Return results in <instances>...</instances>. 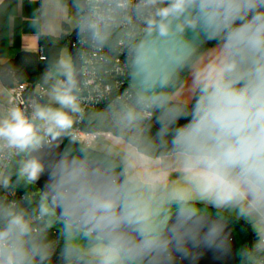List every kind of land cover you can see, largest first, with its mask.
Listing matches in <instances>:
<instances>
[{
  "label": "clouds",
  "instance_id": "obj_1",
  "mask_svg": "<svg viewBox=\"0 0 264 264\" xmlns=\"http://www.w3.org/2000/svg\"><path fill=\"white\" fill-rule=\"evenodd\" d=\"M81 26L98 41L109 28L128 29L141 87L136 105L119 120L134 127L159 111V135L170 137V148L164 168L125 174L120 183H92L79 165L54 180L40 212L60 208L91 237L87 247L64 250L68 264H127L132 256L121 227L134 225L147 250L168 219H157L161 205L176 206L179 225L191 221L200 203L264 216V0H115ZM190 34L215 41L209 45L215 50L200 52ZM59 65L64 79L51 88L49 103L36 104L30 115L19 107L0 115V152L20 157L17 176L32 183L46 170L34 153L70 136L82 111L73 65L67 58ZM185 69L189 95L156 93ZM0 178L7 187L8 179ZM255 248L264 250V232ZM176 250H182L179 240ZM50 255L31 219L12 205L0 206V264H45Z\"/></svg>",
  "mask_w": 264,
  "mask_h": 264
},
{
  "label": "trees",
  "instance_id": "obj_2",
  "mask_svg": "<svg viewBox=\"0 0 264 264\" xmlns=\"http://www.w3.org/2000/svg\"><path fill=\"white\" fill-rule=\"evenodd\" d=\"M61 2L67 6L73 5L80 11V0H61ZM81 23L82 17L77 27ZM107 31V37L98 41L104 48L105 61L102 64H98L96 70L103 84L109 85V89L103 91L96 103L85 109L79 127L81 130L88 132H108L112 136L124 140L133 146L138 153L148 158L164 157L170 148V143L168 142L170 137L159 135L161 129V124L157 119L159 111L153 112L150 117L145 118L134 127H126L119 120V113L126 108L134 107L137 97L128 86V74L115 77L106 72L111 65V60L115 56L127 58L128 65H130V50L125 53L121 52L117 42L118 40L125 39L132 43L133 38L129 39L126 32L119 27H112L107 29ZM71 32L69 34H62L57 39L40 36L37 51H19L12 58L1 63L0 83L2 86L10 90L16 84L24 83L29 87L28 92H32L35 85L51 90L58 81L51 76V70L54 67H60L61 50L68 47ZM215 43V41L208 42L198 50L203 52L209 45H214ZM39 51L42 53L43 59H40ZM187 73L188 69L179 72L176 78L164 88L163 93H173L184 81ZM172 102L177 103L175 101ZM42 103H48V98L43 100ZM64 152L84 159H96L103 163L106 168L123 173V166L119 159L93 148L79 145L71 141L69 136H66L64 142ZM19 159L20 157L2 172L3 177L8 179V186L4 187L0 183V206L7 207L12 205L16 211L23 212L26 217L31 219L33 225L42 232L51 253L45 264H68V261L63 256V252L66 248L73 246L64 243L63 234L72 230L57 223L48 214L40 212V205L42 203L38 199L35 189L17 176ZM196 207L199 209V213L212 214L220 219H224L231 225L236 241V264H251L250 257L253 255L251 239L254 234L250 231V223L204 205L198 204ZM174 208H176L174 204L170 207L166 206L161 218ZM81 235L91 242L89 235ZM259 254L262 255V252ZM127 264L142 263L130 259L127 261Z\"/></svg>",
  "mask_w": 264,
  "mask_h": 264
},
{
  "label": "water",
  "instance_id": "obj_3",
  "mask_svg": "<svg viewBox=\"0 0 264 264\" xmlns=\"http://www.w3.org/2000/svg\"><path fill=\"white\" fill-rule=\"evenodd\" d=\"M80 11L82 21L89 20L86 0H80ZM82 23L72 30L68 43V51L72 58L73 68L77 85L81 79V66L74 47L75 40L86 31V26ZM196 47L199 49L203 45L211 42L203 35L197 37L190 34ZM128 86L137 97L141 83L137 79L132 64L128 73ZM164 88L157 87L156 93H163ZM66 136H62L56 141L45 144L35 155H39L46 165V170L35 183L28 182L21 178L23 182L32 186L41 203H44V195L48 187L58 179L65 170H71L76 166L87 169V179L97 185H103L111 180L120 183L124 179V174L106 168L103 163L96 159H84L64 152V142ZM168 219L164 229L160 234V240L154 246L145 250V242L136 231L134 225L125 224L121 230L126 235L129 244L131 260L142 264H236V241L231 225L224 219H220L212 214L197 213L192 216L191 221L186 225H179L176 215V208L166 213ZM165 214V215H166ZM57 223L80 234H87L86 226L78 219L69 218L63 215L60 208L48 213ZM164 215V216H165ZM179 225V226H178ZM179 240L181 251L176 250V242Z\"/></svg>",
  "mask_w": 264,
  "mask_h": 264
},
{
  "label": "crops",
  "instance_id": "obj_4",
  "mask_svg": "<svg viewBox=\"0 0 264 264\" xmlns=\"http://www.w3.org/2000/svg\"><path fill=\"white\" fill-rule=\"evenodd\" d=\"M72 7L75 6L64 5L61 0H0V64L12 58L19 51H37L40 36L57 39L62 34H69L77 27V24L70 21ZM214 50L215 47H208L203 53L211 54ZM191 82V72L188 70L186 78L174 92L183 96L189 95ZM9 97V90L0 83V115L5 114L4 105ZM173 101L179 102V95ZM107 138L115 137L110 134ZM134 157L138 163L134 173L157 171L164 168L166 164L162 162L164 161L162 157L148 158L140 153L134 154ZM175 178L176 174L172 173L170 179ZM200 205L226 212L229 215H236V211H239L235 207L215 208L204 203ZM161 206L163 207L159 208L157 219L161 218L167 205ZM252 252L253 255L257 254L255 256L259 264L264 259V254L260 255V250H256L255 247H252Z\"/></svg>",
  "mask_w": 264,
  "mask_h": 264
},
{
  "label": "built area",
  "instance_id": "obj_5",
  "mask_svg": "<svg viewBox=\"0 0 264 264\" xmlns=\"http://www.w3.org/2000/svg\"><path fill=\"white\" fill-rule=\"evenodd\" d=\"M115 0H86L87 9L89 13V20L92 18V12L94 10L106 11L108 7L114 4ZM123 29L127 37L132 38L129 35V31L124 26H115ZM117 45L121 52H128L130 50L131 42L125 39L118 40ZM74 47L77 52V56L81 66V79L77 85V95L79 97L81 113L74 123L73 129L69 138L71 141L76 142L86 148H93L94 143L98 137H108V132H88L80 129L79 124L82 120V116L86 108L91 107L98 99H100L103 91L109 89L108 84H103L100 76L97 73L96 66L102 64L104 60V48L98 43V40H94L91 34L86 31L79 36L75 42ZM40 59H43L42 53L39 51ZM128 57V56H127ZM131 64V63H130ZM130 65H128L127 58L115 56L111 60V65L107 70V74L112 76H122L129 73ZM62 80V79H60ZM28 85L24 83L16 84L9 90L10 97L4 105V113L12 107H19L30 115L33 107L36 104H43L42 101L48 98L50 90L35 85L32 92H28ZM45 104V103H44ZM18 156L9 155L7 150L0 152V173H2L10 164L15 161ZM264 254V250H260ZM259 264H264V259Z\"/></svg>",
  "mask_w": 264,
  "mask_h": 264
},
{
  "label": "rangeland",
  "instance_id": "obj_6",
  "mask_svg": "<svg viewBox=\"0 0 264 264\" xmlns=\"http://www.w3.org/2000/svg\"><path fill=\"white\" fill-rule=\"evenodd\" d=\"M81 17H82L81 11L77 10L75 7H72L70 12V21L78 25L81 20ZM62 58L69 59L73 65L72 58L68 51V47H65L61 50L60 60ZM51 76L55 80H60L64 78L62 75V69L60 67H54L51 70ZM49 102H50V97L48 96V103ZM93 149L112 155L116 158L119 157L117 159H119L122 163L124 176L125 174L128 173H134V169L138 167V163L136 162L134 157V154L137 155L138 153L135 151L133 146H131L130 144L126 143L124 140L118 137L107 138L104 136H100L98 137L97 141L94 143ZM143 158L147 159L146 157ZM162 162L167 163V161L165 160ZM161 207L163 206H160L159 208L161 209ZM237 209L240 212L236 211V215L233 216L237 218H241L250 223V231L254 234L251 239V244L252 247H255L260 239V234L264 232V216H261L256 213L243 212L239 208ZM63 240L64 243L73 247L74 246L87 247L91 243L85 236L73 231L65 232L63 234ZM256 259L258 258H256L255 255H251L250 261L252 264L254 263L258 264Z\"/></svg>",
  "mask_w": 264,
  "mask_h": 264
}]
</instances>
